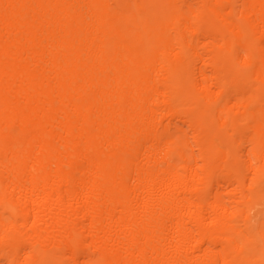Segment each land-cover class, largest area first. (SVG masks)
Listing matches in <instances>:
<instances>
[{"label": "bare ground", "instance_id": "6f19581e", "mask_svg": "<svg viewBox=\"0 0 264 264\" xmlns=\"http://www.w3.org/2000/svg\"><path fill=\"white\" fill-rule=\"evenodd\" d=\"M0 264H264V0H0Z\"/></svg>", "mask_w": 264, "mask_h": 264}]
</instances>
